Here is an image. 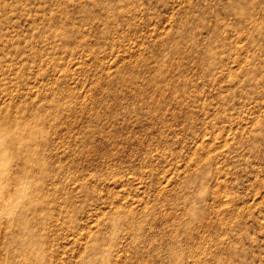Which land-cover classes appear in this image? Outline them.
<instances>
[{
    "label": "rangeland",
    "instance_id": "1",
    "mask_svg": "<svg viewBox=\"0 0 264 264\" xmlns=\"http://www.w3.org/2000/svg\"><path fill=\"white\" fill-rule=\"evenodd\" d=\"M0 264H264V0H0Z\"/></svg>",
    "mask_w": 264,
    "mask_h": 264
}]
</instances>
